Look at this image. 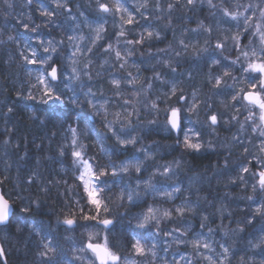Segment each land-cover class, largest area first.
Masks as SVG:
<instances>
[{"label":"clouds","instance_id":"obj_1","mask_svg":"<svg viewBox=\"0 0 264 264\" xmlns=\"http://www.w3.org/2000/svg\"><path fill=\"white\" fill-rule=\"evenodd\" d=\"M0 264H264V0H0Z\"/></svg>","mask_w":264,"mask_h":264},{"label":"snow or ice","instance_id":"obj_2","mask_svg":"<svg viewBox=\"0 0 264 264\" xmlns=\"http://www.w3.org/2000/svg\"><path fill=\"white\" fill-rule=\"evenodd\" d=\"M53 75H55V73H53ZM69 223H71V221H69Z\"/></svg>","mask_w":264,"mask_h":264}]
</instances>
